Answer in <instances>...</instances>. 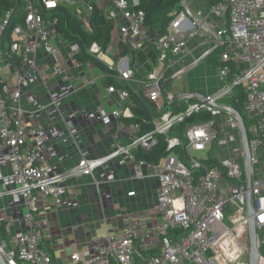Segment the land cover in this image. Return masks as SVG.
<instances>
[{
	"label": "built area",
	"instance_id": "1",
	"mask_svg": "<svg viewBox=\"0 0 264 264\" xmlns=\"http://www.w3.org/2000/svg\"><path fill=\"white\" fill-rule=\"evenodd\" d=\"M22 23L16 25L12 34V44L8 55L20 64L11 72L0 91V163L11 164L14 168L15 188L0 190V199L17 195L24 200L27 212L23 221L27 232L16 234L8 242L0 231V255L7 264H55L41 247L42 236L36 230L35 215L39 211L38 200L52 198L56 201L66 195L64 180L90 176L94 185L101 183L95 172L108 163L118 160L128 161L134 166L135 179L155 178L159 181L158 201L153 213L160 221L145 225L143 218L127 214L122 218L123 227L116 234L96 240L87 249L71 255L70 264H234L249 255V218L247 215V189L245 171L241 159L225 158L218 164L206 168V172L196 179L193 170L203 167L201 159L194 153L205 152L219 140L220 132L216 122L198 123L190 126L184 138L169 137L168 149H185L189 162H184L170 154L162 163L152 164L136 157L134 151L142 148L150 150L157 145V135L168 136L174 125L201 110L212 111L215 104L225 98H232L235 87H241L246 95L245 113L248 120L249 148L252 163L253 203L258 230H264V0H224L210 9L215 17H228L229 27L215 32L210 54L220 50L221 76L228 79L226 87L218 94L199 97V101L178 115L166 111L155 121V127L129 145L117 143L115 150L99 159H82L71 171L64 175L52 173L47 158L35 146L37 131L34 123L37 111L28 110L23 105V96L28 87V68L36 67L35 55L44 50L57 59L62 50L53 42L56 20H48L50 13L59 6L77 10V14L89 18L94 11L91 0H23ZM113 11L110 19L118 27L124 41L135 39L139 46L148 40L145 13L137 9L135 0H111ZM185 7L175 15L166 35L156 42L161 54L180 55L188 50L191 39H205V32L191 21ZM14 17L9 9L0 20V57L5 53L3 34ZM119 18V19H118ZM80 48L70 44V56L76 59ZM94 55L103 54L98 44L90 49ZM56 74H63L62 68ZM134 71L121 70L120 81H130ZM150 84L141 89V95L159 102L163 97L162 77L150 75ZM110 93L118 92L122 100H127L129 91L116 86L109 87ZM129 109L119 108L110 115L102 113L104 122H119L130 116ZM261 166V167H260ZM260 167V168H257ZM107 182H114L110 174ZM7 218L0 216V225ZM184 231L180 235L177 232ZM259 236V234H258ZM153 239V240H152ZM260 245L264 244L259 238ZM146 249H143L145 248ZM147 252L156 254L146 256ZM141 261L138 263L137 261ZM261 261L264 256L261 254ZM249 262V261H248Z\"/></svg>",
	"mask_w": 264,
	"mask_h": 264
},
{
	"label": "crops",
	"instance_id": "2",
	"mask_svg": "<svg viewBox=\"0 0 264 264\" xmlns=\"http://www.w3.org/2000/svg\"><path fill=\"white\" fill-rule=\"evenodd\" d=\"M91 1L100 10L104 20L110 19L109 14L113 11L111 0ZM186 7L189 9L188 18L198 23L197 28L205 32V39L189 40L188 50L182 54L176 56L168 52L164 57L155 45L161 36L150 30L149 40L142 46L135 39L124 41L118 27L110 19L115 26L111 44L106 52L97 55L117 71L114 80L118 85L129 86L144 99L147 98L141 95V89L150 84V75L162 77V89L165 84L167 89L169 84L174 83L170 95L165 97L163 92L159 102L147 99L158 114L153 121L154 127L155 121L166 112L161 106L165 104L166 108L168 101L192 104V97L198 100L199 97L214 96L227 85V79L221 76L220 69L206 62L207 58L171 81L206 55L216 31L229 27V18L213 16L210 14L211 7L205 2L187 0ZM184 9L182 6L174 15ZM73 11L86 30H89L91 17H83L77 14V10ZM53 42L62 52L57 59L44 50L35 55L36 67L26 70L28 87L23 96V105L38 113L34 123L37 131L35 146L43 150L52 173L64 175L82 159L105 157L115 150L117 143L129 145L147 132L139 126L127 124L125 120L133 116L132 100L130 96L122 100L118 92H109L111 85L108 84V74L104 70L90 63L79 66L70 56L71 43L63 40L57 29L53 33ZM57 68H62L64 73L56 74ZM128 68L134 71L133 78L127 82L120 81L121 70ZM221 105L232 107L231 98L223 99ZM120 107L129 109L131 113L129 117L122 118L121 127L119 122H104L102 113L110 115ZM214 114L220 138L211 147H216L222 157L225 153L219 152V148L225 151L229 144H235L239 125L237 121L235 127V117L230 113L216 110ZM225 158L230 156L213 159L220 162ZM164 159L156 164L162 163ZM110 174L115 175L114 182L106 181ZM134 176L131 162L121 165L116 160L95 172V178L101 183L99 188L90 176L69 178L64 180L67 193L62 199L38 200L36 230L41 234L42 242L50 248L55 264H70L72 254L87 249L108 234L119 233L123 227L122 218L127 214L143 218L145 225L160 221V216L153 213L158 201V179H135ZM14 188L13 166L0 163V190ZM26 212L22 197L8 195L0 199V216L8 219L4 224L6 238L3 236L8 242L16 234L28 231L23 221Z\"/></svg>",
	"mask_w": 264,
	"mask_h": 264
},
{
	"label": "trees",
	"instance_id": "3",
	"mask_svg": "<svg viewBox=\"0 0 264 264\" xmlns=\"http://www.w3.org/2000/svg\"><path fill=\"white\" fill-rule=\"evenodd\" d=\"M139 3L138 10L145 13V25L150 31H154L160 36H164L168 32L169 25L174 19L177 9H182L183 0H135ZM205 2L209 7L222 3L224 0H199ZM95 5V4H94ZM23 0H0V20L4 16L5 12L9 9L14 11V17L6 28L3 34V40L5 45V53L0 57L1 64L11 65V72L19 69L21 66L17 60L8 55V49L12 44V34L16 25L22 23L23 19ZM89 26L90 29L86 30L81 20L75 15L73 9L64 6H59L53 10L47 17L48 20H56V29L60 34V37L71 44H76L80 48V53L76 56L77 61L86 66L88 63L93 64L108 74V84L111 86L124 87L129 91L130 98L133 104V116L130 119H126L127 124H133L139 126L145 132H150L154 129L153 121L158 116L154 109L153 104L135 93L129 86L118 85L114 78L117 76V71L106 65L96 55L90 53V49L94 43L98 44L102 52H106L111 44L114 23L108 19L104 20L102 13L94 6ZM220 50L215 51L213 54L207 57L206 62L213 65L216 68H222L226 63L219 61ZM233 75H229L228 82L231 83ZM6 81V80H5ZM5 81L0 82V91ZM199 100V99H198ZM194 97L191 98L192 104L198 102ZM246 95L241 87H235L233 90V96L231 98V106L243 117L246 126L248 127L247 115L245 113ZM188 104L180 103L179 101H168L166 103V111L178 115L187 110ZM215 114L212 111L201 110L190 116L185 117L182 121L176 123L170 130L168 136L157 135V145L150 150H143L139 148L134 151L136 157L140 160L148 161L152 164L158 163L160 160L168 157L170 154L176 155L184 162H189L188 155L185 149L176 147L169 151L168 138L178 137L183 139L187 129L198 123L216 122ZM203 167L193 170L196 179H199L206 172V168L218 164L219 161L207 158L201 160ZM0 231L6 238L5 225H0ZM180 235L185 234L184 231L177 232ZM41 247L46 253L52 257L50 248L44 243H41ZM264 249V244L261 245V251ZM146 256L156 254L155 252H147ZM262 254V252H261ZM263 256V255H262ZM141 263V261H137Z\"/></svg>",
	"mask_w": 264,
	"mask_h": 264
},
{
	"label": "water",
	"instance_id": "4",
	"mask_svg": "<svg viewBox=\"0 0 264 264\" xmlns=\"http://www.w3.org/2000/svg\"><path fill=\"white\" fill-rule=\"evenodd\" d=\"M187 0H183L182 6L186 7ZM190 15V14H189ZM191 16V15H190ZM192 17V16H191ZM209 54H206L203 58L199 59L197 62H195L189 69H187L185 72L180 73L178 77L175 79H172L171 81L176 80L177 78L181 77L191 69L197 67L200 63H202ZM170 81V82H171ZM166 86L163 87V92L165 97H167L166 93ZM213 108L220 111H225L227 113L232 114L238 121L239 125V131H240V138H241V147L243 151L244 156V171H245V185L247 189L246 199H247V215L249 218L248 228H249V255L248 260L249 264H261V245L259 243V236H258V227L255 221V207L253 203V193L251 191L252 187V180H253V173H252V163H251V152L249 148V137L248 132L246 128L245 121L243 117L233 108V107H227L223 106L221 104H215L213 105ZM216 129H218V126H215ZM0 264H7V261L3 258L2 255H0Z\"/></svg>",
	"mask_w": 264,
	"mask_h": 264
},
{
	"label": "rangeland",
	"instance_id": "5",
	"mask_svg": "<svg viewBox=\"0 0 264 264\" xmlns=\"http://www.w3.org/2000/svg\"><path fill=\"white\" fill-rule=\"evenodd\" d=\"M106 19V16H105ZM10 70H9V65H4V66H0V76L2 79H6L10 74H9ZM174 86V83L169 84V86L166 89V93L169 96L170 92L172 91ZM193 104H188L189 107H192ZM161 109H165V104H163L161 106ZM235 119V127H237V120ZM237 129V128H236ZM239 131L236 133V141L235 144L233 145H228L226 150L224 151V149L219 148V152H224L225 154L222 157H226L227 155L235 158V159H241V163L244 169V156H243V151H242V147H241V138H240V134H238ZM217 148L215 147L214 149L209 146L208 150L205 152H198V153H194V156L200 158V159H207V158H217V159H221L222 157H220V153H218V151L216 150ZM261 167V166H260ZM257 167V168H260ZM264 168V166H263ZM258 234H259V238L261 241H264V230H258ZM262 255L264 256V249L261 251ZM248 256H245L243 259L237 261L234 264H249L248 262Z\"/></svg>",
	"mask_w": 264,
	"mask_h": 264
},
{
	"label": "bare ground",
	"instance_id": "6",
	"mask_svg": "<svg viewBox=\"0 0 264 264\" xmlns=\"http://www.w3.org/2000/svg\"><path fill=\"white\" fill-rule=\"evenodd\" d=\"M261 264H264V262H262Z\"/></svg>",
	"mask_w": 264,
	"mask_h": 264
}]
</instances>
